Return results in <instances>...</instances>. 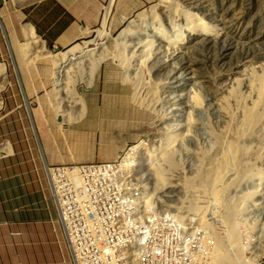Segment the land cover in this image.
Masks as SVG:
<instances>
[{
  "label": "rangeland",
  "instance_id": "rangeland-1",
  "mask_svg": "<svg viewBox=\"0 0 264 264\" xmlns=\"http://www.w3.org/2000/svg\"><path fill=\"white\" fill-rule=\"evenodd\" d=\"M157 1L153 0L142 10L156 4ZM177 1L180 6L190 7L209 21L216 23L218 20L220 27H223L222 20H224L228 28L225 27L227 32L223 41L214 45L199 44L192 50L197 60L193 63L185 55L169 56L156 41L147 61L143 63L145 52L141 51L140 46L148 36L150 37L151 32L138 35L135 40L133 38L128 41L125 51L126 63L119 65L108 58L96 72L92 85L87 86L83 82L77 85L84 101V113L86 103H102L96 105L100 107L94 106L89 109V112H107L110 116L118 115V118L124 119L120 124L123 130L115 139L124 142L128 135L134 138L123 148L128 146L127 153L120 154V161L126 156V165H136L132 163H137V157L133 153L128 154V148L137 146L143 149L142 155H138V159L145 160L143 169L149 164L148 153L152 147L158 146L168 134L189 129L183 144L173 146L169 151L173 155L174 166L167 165L160 156V162L163 163L162 173L166 175L168 183L158 187L153 178L154 170L150 165L147 167L151 171L142 175L143 181H151L160 198L167 202L173 214L177 216L174 218L179 219V211L187 210L189 211L185 213L190 215L198 213L203 215L208 221L204 226H200L195 220L184 222L198 234L211 229L223 235L226 223L221 221V216H210L217 205L223 208V204L232 206L235 205V201L242 207L245 205L238 215L241 239L245 240V236L249 234L258 244L264 239V151L258 149L255 153L257 150L255 145L264 140L240 136L234 126L232 130L229 129L215 100L219 94V87L232 86L234 78L237 77L238 62L256 63L258 49L254 43L247 41L255 31L248 23L259 21L257 25L264 31V10L255 20V11L247 6L248 0ZM258 1L263 7L264 0ZM203 11L207 15L202 13ZM130 19L124 20L117 29L109 26L111 32L116 35ZM165 21V29L168 33H173V28ZM107 22L109 24L108 19ZM101 28L102 24L77 43L92 40L90 46H96L95 43L101 41L98 36V30ZM0 31L5 36L0 44V61L6 64L10 79V83L2 92L3 104L0 115L4 111L5 103H21L24 119L30 121L32 130L35 131L31 103H45V107H42L45 112L44 118L49 120L50 115L57 114L60 130L62 128L65 131L70 126H78L76 123L79 121H63L62 113L58 112V107L56 108L58 100L52 80L54 64L50 60V55L27 63L20 51L21 44L19 47V43L25 41L26 37L24 36L15 45L9 37L7 38L4 28ZM45 45L53 53L69 48L53 49L46 43ZM229 47L233 51H229ZM101 80L102 86H100ZM117 83H122L124 88L118 89ZM243 91L246 93V89ZM118 93H124L125 97H118ZM195 95H200L201 107H192ZM66 103L70 102L66 101ZM72 104L71 107L68 106L70 104L66 106L72 108L76 114L81 105ZM115 105L120 109L119 113H116L118 108L114 107ZM190 118L194 119L191 126L188 125ZM83 126L92 129L97 125L90 122ZM255 127L264 134L262 129L264 117ZM231 143L247 145L252 150L239 153L233 159L236 153L228 149ZM226 156L231 160L230 167L223 168L221 176L211 183L213 165L218 161L214 159ZM0 161H2L1 154ZM249 168L252 172L245 175V171ZM186 182H189L187 189H185ZM212 188H217L219 191L214 192ZM170 225L174 226V221ZM248 225L253 226L249 228ZM244 253L247 254L246 251ZM263 259L264 256H261L256 263Z\"/></svg>",
  "mask_w": 264,
  "mask_h": 264
},
{
  "label": "bare ground",
  "instance_id": "bare-ground-1",
  "mask_svg": "<svg viewBox=\"0 0 264 264\" xmlns=\"http://www.w3.org/2000/svg\"><path fill=\"white\" fill-rule=\"evenodd\" d=\"M247 6L255 11V20L257 19L256 16L263 14L264 5L262 7L261 2L258 0H248ZM108 7H111V5L109 4ZM104 13L102 28L98 30V36L101 41L96 42L94 47L90 46L93 43L92 40H86L83 43H76L64 51L53 53L46 47L44 40L35 33L32 26L25 27L27 39L21 43L22 55L27 63L50 55V60L54 64L52 80L56 99L58 100L56 108L58 107V112L62 113L63 121L70 122L84 115V101L79 94L77 85L81 82L87 86L92 85L96 72L108 58L112 59L113 62L116 61L119 65L126 63L125 51L128 41L133 38L135 40L138 35L151 32L150 37L148 36L146 41L140 46L141 51L145 52L143 63L147 61L156 41H158L160 47L165 49L169 56L185 55L193 63L197 60L192 50L196 49L199 44L214 45L221 43L226 37L227 30H225V27L228 28L224 20H222L223 27H220L221 24L218 20H216V23L209 21L190 7L180 6L177 0H158L156 4L139 11V14L131 18L128 24L116 35L109 28L107 22L108 13ZM202 13L205 14V11ZM164 20L173 28V33H168L165 29ZM257 22L248 23L249 27L255 32L251 38L247 39V41L254 43L258 49L256 63L238 62L236 64L237 77L234 78L232 86L219 87V94L215 101L226 119L224 123L227 121L229 129L232 130V126H234L240 136L264 140V134L255 127L256 123L264 117V31L259 28ZM229 51H233V49L229 47ZM9 83L7 66L0 61V109L3 104L2 92ZM243 89H246V93H243ZM66 101L70 103H66ZM72 103L81 105L76 114L72 111V108L68 107H71ZM66 104L70 105L66 106ZM201 106L200 95H195L192 107ZM193 122L194 119L190 118L188 125L191 126ZM262 129L264 130V127ZM188 130L168 134L158 146L152 147L148 153L149 164L145 165L146 168L144 169L142 165L145 164V160L138 159V155H142L141 150L143 149L137 146L128 148V154L133 153L137 157V163H132L136 165H126L125 156L120 161V165L125 166L111 168V181H114L115 187H125L123 206L128 208L119 214V221L131 223L132 220H135L136 224H127L129 235L119 240V248H113L114 260L119 262V264H129V259L125 255H130L132 252L134 235H139L138 226H144L145 221H151V224L146 229L144 241L137 242L136 255H131L130 264H141L139 256H144L145 263H155V255L153 254L156 251L158 234L162 229H174V226L170 224L173 221H178V219L174 218L176 215L173 214L167 202L160 198L151 181H143L142 175L150 173L151 170L147 167L150 165V168L154 170L153 178L156 185L158 187L165 186L168 181L166 180V175L162 173L163 163L160 162V156H162L161 158L167 165L174 166L172 162L174 158L169 151H171L173 146L176 147L183 144ZM255 146L257 147L255 153L258 149L264 151V141ZM8 148H10L9 144ZM228 149L236 153L233 159L239 153H246L252 150L250 146L240 143H231ZM214 160L218 161L214 163L213 171L211 170V183L221 176L223 168H228L231 165V160L228 156L215 158ZM250 172L252 171L249 168V170L245 171V175ZM188 185L189 182H186L185 189L188 188ZM86 186L87 177L79 176V187ZM212 190L214 192L219 191L217 188H212ZM214 192L213 194H216ZM134 195H144V198L132 197ZM156 195L159 197L153 198ZM115 200H122V188H115ZM145 205H149L151 209L147 210L145 218H143ZM244 206L242 207L235 201V205L223 204V208L217 205V208L212 210L213 217L221 216V221L226 223L223 235L212 231L216 243V264H255L261 256H264V239L258 244L255 242L254 237L249 234L245 236V240L241 239L242 232L238 215ZM65 215H80V208L65 207ZM198 215L200 226H204L208 221L203 215L201 216L199 213ZM152 217H156V220L152 221ZM58 220L63 232H67V224L68 228L77 227V218L64 217V222H60V215L58 214ZM252 226L248 225L249 228ZM205 231L198 234L183 222L173 232L177 252H184V244L188 239V235L191 234L190 250H194V258L188 259V264H197V260L202 259V249L200 248L205 240ZM175 262L177 264H187L184 253H176Z\"/></svg>",
  "mask_w": 264,
  "mask_h": 264
},
{
  "label": "crops",
  "instance_id": "crops-1",
  "mask_svg": "<svg viewBox=\"0 0 264 264\" xmlns=\"http://www.w3.org/2000/svg\"><path fill=\"white\" fill-rule=\"evenodd\" d=\"M152 1L0 0V29L16 45L27 39L25 27L32 26L50 48L65 49L101 25L104 11L110 28L117 29ZM3 37L0 31V44ZM116 86L124 88L122 83ZM31 104L35 131L25 121L21 103H5L0 115V264H71L46 165L110 161L134 137L115 139L123 130L124 119L118 115L89 112L102 103H86L84 115L75 120L78 126L65 131L57 114L44 118L45 103ZM90 122L97 126H83ZM255 264H264V259Z\"/></svg>",
  "mask_w": 264,
  "mask_h": 264
},
{
  "label": "built area",
  "instance_id": "built-area-1",
  "mask_svg": "<svg viewBox=\"0 0 264 264\" xmlns=\"http://www.w3.org/2000/svg\"><path fill=\"white\" fill-rule=\"evenodd\" d=\"M127 147L110 161L46 165L60 222H64V217L77 218V227L68 228L67 224V232H62L67 241L71 264H119L114 260L113 248H119V240L129 235L127 224H135V220L131 223L119 221V214L128 208L123 206L125 187H115L114 181H111V168L125 166L120 165V154L127 153ZM79 176L87 177L86 187H79ZM115 188H122V200H115ZM132 197L144 198V195ZM157 197L159 196H153ZM65 207H79L80 215H65ZM148 209H151L149 205H145L143 218ZM185 212L188 211H179V219L174 221V229H162L158 234L156 251L153 254L155 263H145L144 256H139L141 264H177L176 253H184L187 264L188 259L194 258V250H190L191 234L184 244V252L176 251V241L173 239V232L181 223L195 220L201 224L198 214L190 215ZM210 216L212 217V214ZM153 220H156V217H152ZM150 224L151 221H145L144 226H138L139 235H134L132 252L125 255L129 264L131 255H136L137 242L144 241L146 229ZM200 249L202 259L197 260V264H216V243L211 229L205 231V240Z\"/></svg>",
  "mask_w": 264,
  "mask_h": 264
}]
</instances>
